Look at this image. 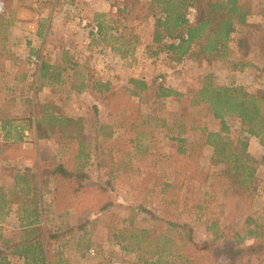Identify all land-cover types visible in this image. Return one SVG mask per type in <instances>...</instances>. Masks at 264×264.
Returning a JSON list of instances; mask_svg holds the SVG:
<instances>
[{
  "label": "rangeland",
  "instance_id": "obj_1",
  "mask_svg": "<svg viewBox=\"0 0 264 264\" xmlns=\"http://www.w3.org/2000/svg\"><path fill=\"white\" fill-rule=\"evenodd\" d=\"M2 1V15H9L13 24L0 55V114L20 118L31 109L38 111L41 103H56L63 114L81 119L78 129L89 142L86 151L91 158L87 162L77 158L74 138L35 141L33 131L28 130L22 142L1 145L0 186L10 198L17 170L57 161L70 170L86 165L84 171L92 184L109 182L108 192L101 197L112 201L107 210L99 211L100 204L87 193L93 190L83 191L84 206L64 216H59L60 207L46 204L48 229L74 227L66 246L64 242L60 248L68 264H136V255L126 253L113 233L131 224L159 229L161 223H156L155 216L186 223L196 241L212 240L221 247L224 237L241 231L250 220L264 229V162L258 165L257 188L251 195L230 191L225 162L216 160L201 135V129L220 131V121L208 104L193 105L188 99L207 81L243 86L249 92L264 91V0H239L251 10L250 25L236 26L226 59L187 56L181 62H173L165 52L152 55L156 50L151 44L154 18L147 15L145 0L133 7V0ZM102 18L112 28L97 36L96 20ZM38 27L42 33L36 38L32 34ZM90 32L95 33L94 38ZM63 49L73 61L88 67L93 80H109L114 92L108 97L90 91L77 93L69 90L68 83L36 91L37 64L31 63V56L37 58L39 53L57 62ZM130 77L147 82L148 89L141 96L128 97ZM159 84L182 96L158 97ZM227 123L231 137L240 135L237 120L228 118ZM248 142L250 155L264 156L257 137L249 136ZM73 187L60 183L55 189L65 195ZM11 206L0 232L17 237L19 205ZM84 221L85 226L77 229ZM56 247L52 245L50 250ZM217 254L216 263L231 264L225 253ZM244 263L264 264V255ZM12 264L20 261L12 260Z\"/></svg>",
  "mask_w": 264,
  "mask_h": 264
},
{
  "label": "trees",
  "instance_id": "obj_2",
  "mask_svg": "<svg viewBox=\"0 0 264 264\" xmlns=\"http://www.w3.org/2000/svg\"><path fill=\"white\" fill-rule=\"evenodd\" d=\"M140 3L141 0H133L130 6ZM143 4L148 7L147 15L154 18L151 44L156 50H152V55L165 52L173 62H181L187 56L193 59L201 56L226 59L236 26L249 24L247 17L251 13L239 0H145ZM189 6L195 9L193 21L186 17ZM126 7L123 4L122 9ZM116 9L122 10L120 7ZM104 15L100 14L99 17ZM12 24L13 19L9 15L0 16V55L5 51L4 44ZM41 27L37 31L39 34L42 33ZM111 28L104 18L97 19L94 32L104 36ZM95 33L90 32L93 38ZM68 54L63 49L59 61L52 62L43 54L36 53L39 60L35 71L36 91L45 86L54 89L68 83L69 90L77 93L90 91L108 97L114 92L109 80H93L88 67L73 61ZM128 82L131 85L126 88L128 97H139L148 89L144 79L130 77ZM156 94L161 98L182 96L174 88L162 84L158 85ZM188 99L193 105L208 104L214 118L220 121V131L201 129V135L212 148L216 160L225 162L224 174L230 191L251 195L257 188L258 165L264 162V156L257 159L250 155L248 137H257L264 147V91L258 89L249 92L243 86L217 85L207 81ZM228 118L237 120L241 125V133L236 138L231 137ZM16 120L23 121L25 125L17 128L14 126ZM0 121L5 131L3 139L11 141V144L22 142L24 130H31L37 139L74 138L78 146L77 158H83L86 162L91 158V152L86 151L89 142L78 129L81 119L63 114L56 103H41L38 111L31 109L29 114L20 118L7 117ZM179 151L185 152L182 148ZM85 168L86 165H82L80 169L70 170L62 161L48 166L39 162L35 167L16 171L12 197L9 198L0 186V224L10 215L12 203L19 205L16 212L18 236L9 237L0 232V264H12V260H19L20 264H68L60 248L64 242L66 246L74 227L48 229L44 219L46 204L50 202L48 205L60 207L63 211L59 216H64L71 209L84 206L83 191L93 190L87 193L100 204L99 211L107 210L112 205V201L101 199L102 193L109 190L106 188L109 182L92 184ZM49 183L55 187H50ZM60 183L73 184L74 187L64 195L62 191H57L60 188L55 189ZM47 195L49 199L45 198ZM133 218L128 219L132 221ZM153 219L161 223L159 229L154 225L137 228L131 224L129 228L123 227L113 233L114 240H119L120 247L126 253L136 255V264H218L214 261L217 253H225L231 264H245L244 261L264 255L263 226L257 222L253 225L251 220L241 231L224 237V246L221 247L212 240L196 241L193 229L186 223L159 216ZM86 223H79L77 229H82ZM247 240L252 243L246 244ZM52 245L57 246L55 251L50 250Z\"/></svg>",
  "mask_w": 264,
  "mask_h": 264
},
{
  "label": "crops",
  "instance_id": "obj_3",
  "mask_svg": "<svg viewBox=\"0 0 264 264\" xmlns=\"http://www.w3.org/2000/svg\"><path fill=\"white\" fill-rule=\"evenodd\" d=\"M14 23H15V20H14ZM37 29H39V27H38ZM37 31H38V30H36V29L34 30V33L32 34L33 37H36V38L39 37L40 34H39ZM97 36H98V35H97ZM1 118H7V117H3V116L0 114V119H1ZM14 118H18V117H14ZM19 121H20V120H18V121L16 120L15 123H14V126H16L17 128L23 126V125H21L20 123H18ZM27 131H28V130H24V133H26ZM4 132H5V131H3L2 126H1V121H0V141H1V142H0V147H1V145H3L4 143H5V144H11V141H6V140L3 139V137H4V136H3V135H4ZM13 132L16 133L15 131H13ZM24 135H25V134H24ZM23 138H24V136H23ZM34 140H35V141L38 140V139L36 138V136H34Z\"/></svg>",
  "mask_w": 264,
  "mask_h": 264
},
{
  "label": "built area",
  "instance_id": "obj_4",
  "mask_svg": "<svg viewBox=\"0 0 264 264\" xmlns=\"http://www.w3.org/2000/svg\"><path fill=\"white\" fill-rule=\"evenodd\" d=\"M3 6H4V3L2 0H0V15H2L3 13ZM194 14H195V9L192 6L188 7L186 17L189 19V21H193ZM38 62H39L38 58H36L35 56H31L32 64L33 63L37 64Z\"/></svg>",
  "mask_w": 264,
  "mask_h": 264
}]
</instances>
